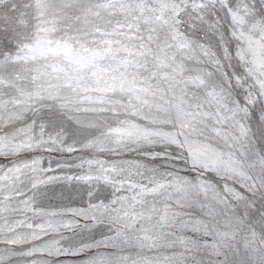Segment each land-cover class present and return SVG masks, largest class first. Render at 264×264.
Returning <instances> with one entry per match:
<instances>
[{
	"label": "snow or ice",
	"instance_id": "snow-or-ice-1",
	"mask_svg": "<svg viewBox=\"0 0 264 264\" xmlns=\"http://www.w3.org/2000/svg\"><path fill=\"white\" fill-rule=\"evenodd\" d=\"M0 264H264V0H0Z\"/></svg>",
	"mask_w": 264,
	"mask_h": 264
}]
</instances>
